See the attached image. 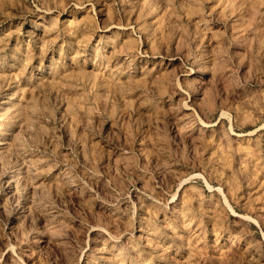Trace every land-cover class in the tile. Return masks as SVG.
<instances>
[{
  "label": "rangeland",
  "instance_id": "374dc122",
  "mask_svg": "<svg viewBox=\"0 0 264 264\" xmlns=\"http://www.w3.org/2000/svg\"><path fill=\"white\" fill-rule=\"evenodd\" d=\"M0 264H264V0H0Z\"/></svg>",
  "mask_w": 264,
  "mask_h": 264
},
{
  "label": "bare ground",
  "instance_id": "6f19581e",
  "mask_svg": "<svg viewBox=\"0 0 264 264\" xmlns=\"http://www.w3.org/2000/svg\"><path fill=\"white\" fill-rule=\"evenodd\" d=\"M122 76H123L122 73H120V74L118 75V77H122ZM238 244H239V241L233 239V240H231V243H230V245H229V248L231 249V248L237 247Z\"/></svg>",
  "mask_w": 264,
  "mask_h": 264
}]
</instances>
